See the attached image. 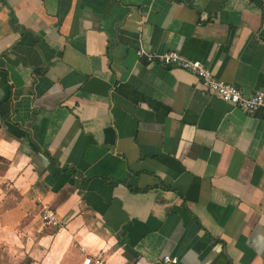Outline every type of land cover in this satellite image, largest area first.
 <instances>
[{"label":"crops","instance_id":"1","mask_svg":"<svg viewBox=\"0 0 264 264\" xmlns=\"http://www.w3.org/2000/svg\"><path fill=\"white\" fill-rule=\"evenodd\" d=\"M141 49L264 93V0H0V264H264V112Z\"/></svg>","mask_w":264,"mask_h":264},{"label":"built area","instance_id":"2","mask_svg":"<svg viewBox=\"0 0 264 264\" xmlns=\"http://www.w3.org/2000/svg\"><path fill=\"white\" fill-rule=\"evenodd\" d=\"M137 57L144 59L148 65L158 64L166 69H179L194 75L201 86L211 95L219 97L224 103L241 110L247 114L264 112V93L261 91L245 95L239 88L216 79L210 70L198 61H190L175 52L154 53L139 50ZM45 225L58 226L59 221L55 214L45 210L41 215ZM165 263L177 264L176 259L164 257Z\"/></svg>","mask_w":264,"mask_h":264},{"label":"trees","instance_id":"3","mask_svg":"<svg viewBox=\"0 0 264 264\" xmlns=\"http://www.w3.org/2000/svg\"><path fill=\"white\" fill-rule=\"evenodd\" d=\"M11 22L14 24V21L13 20Z\"/></svg>","mask_w":264,"mask_h":264}]
</instances>
